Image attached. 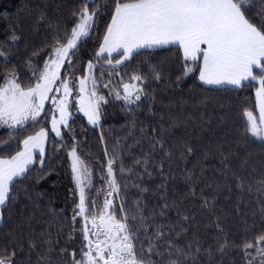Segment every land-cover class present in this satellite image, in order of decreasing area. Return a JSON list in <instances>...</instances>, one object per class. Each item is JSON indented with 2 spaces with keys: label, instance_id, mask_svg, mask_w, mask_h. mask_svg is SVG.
<instances>
[{
  "label": "trees",
  "instance_id": "obj_1",
  "mask_svg": "<svg viewBox=\"0 0 264 264\" xmlns=\"http://www.w3.org/2000/svg\"><path fill=\"white\" fill-rule=\"evenodd\" d=\"M83 4L84 0H0V52L5 54L0 57V86L12 71L22 86L34 85L29 62L43 68L57 38L66 42L65 32L70 35L77 20L74 13ZM90 4L100 8L94 30L78 43L75 68L65 71V66L62 72L75 82L86 74L90 61L94 64L98 94L107 100L100 126H89L83 116L71 112L70 127L62 128L56 138L48 123L50 103L39 124L30 121L15 129L0 124V158L15 155L22 141L41 127L48 133L43 163L37 156L27 178L18 179L16 199L3 212L0 256L14 251L16 264H73V253L81 258L83 220L73 221L79 195L68 157L76 145L78 155L94 170L93 198L107 188L101 179L107 159L116 158L113 167L124 207L129 223L140 229L144 248L161 229L165 235L154 243L163 247L168 240L182 247L192 242L195 251V242H200L194 264H260L259 256L252 259L255 248L247 257L242 248L245 241L255 243L264 234V194L257 191L264 186V148L247 132L243 115L246 109L257 114L258 84L250 82L241 89L205 85L198 80L197 67L185 76L178 46L138 50L114 69L103 58L96 59L112 0ZM117 70L121 75L114 74ZM133 75L144 77L140 101L125 105L114 93L109 95L113 88L122 93L121 80L131 82ZM104 198L101 192L97 205L102 206ZM205 200L210 207H203ZM114 206L118 211L120 201ZM224 241L228 246L220 252Z\"/></svg>",
  "mask_w": 264,
  "mask_h": 264
},
{
  "label": "snow or ice",
  "instance_id": "obj_2",
  "mask_svg": "<svg viewBox=\"0 0 264 264\" xmlns=\"http://www.w3.org/2000/svg\"><path fill=\"white\" fill-rule=\"evenodd\" d=\"M254 8L255 13L252 12ZM99 14V7L93 8L89 0H84L80 11L74 13L77 20L70 35L65 32L66 42L57 38L43 68H33L32 62H29L35 77L34 85L22 86L14 71L5 76V83L0 86V124L10 129L23 127L29 121L39 124L42 114L47 115L45 103L51 101V130L61 137L62 127H70L69 97L77 90L71 77L62 78L61 69L65 66V71L75 68L73 57L78 42L94 30ZM167 45L178 46L185 65V76L194 67L198 68L202 84L227 85L234 89L247 87L250 82L259 85L255 90L258 117L247 109L243 115L247 132L264 148V0H112L110 21L96 59L103 58L109 66L118 69L140 49ZM114 53L118 54V59L113 57ZM4 55L0 52V57ZM93 68L94 64L90 61L86 74L78 78L76 105L90 125L99 127L102 104L107 100L98 94L99 81L92 74ZM114 74L121 75L118 70ZM112 75L113 72H109V77ZM156 79H160L159 74ZM143 83L144 77L133 75L131 82L121 80L122 93L113 88L109 95L114 93L115 98L123 100L125 105L136 104L144 95ZM108 86L104 84L105 88ZM47 138V131L41 127L22 141L21 150L10 159H0V220L4 219V210L16 199L14 189L18 179L27 178L35 150H39L43 163L44 141ZM105 156L108 157L107 152ZM68 157L79 195L78 211L74 210L73 221L77 217L83 220L85 241L81 258L76 259L75 253L72 254L73 264H194L201 251L198 240L195 251L192 242L182 247L168 240L167 246L163 247L154 243L165 235L157 229L154 237L148 238L147 248L143 247L138 236L140 229L129 223V214L124 207L121 185L113 167L115 157L107 159L106 175L101 176L107 188L97 191L95 198L91 195L94 170L78 155L76 145L72 146ZM237 187L242 189L243 185L238 183ZM257 191L264 194V186ZM101 192L105 198L103 205L99 206L96 199ZM115 201H120L118 211ZM203 207H210L208 200ZM261 211L264 213V209ZM161 215H164L163 209ZM131 219L135 221V215ZM183 219L187 221L188 217ZM144 231L147 232V226H144ZM137 244H141L140 251H137ZM227 246V241L219 243L218 251L223 252ZM29 247H34V244L30 242ZM242 248L246 257L250 254L248 250L255 248L256 256L252 259L259 256L260 264H264V234L258 236L255 243L245 241ZM14 257V251L0 256V264H16Z\"/></svg>",
  "mask_w": 264,
  "mask_h": 264
},
{
  "label": "rangeland",
  "instance_id": "obj_3",
  "mask_svg": "<svg viewBox=\"0 0 264 264\" xmlns=\"http://www.w3.org/2000/svg\"><path fill=\"white\" fill-rule=\"evenodd\" d=\"M93 0H89V2H92ZM83 39V38H82ZM81 39V40H82ZM80 42V41H79ZM78 42V43H79ZM63 68L61 69V75H62V78H69L68 76H65V75H63ZM78 78H80V77H77V80L74 82L73 81V84L75 85V87H76V91H74L73 92V96L72 97H69V101H70V115H71V112H75L76 114H79V115H81V116H83L84 118H85V120H86V122H87V124L89 125V126H93V125H90L89 123H88V120H87V117H85L84 116V114L83 113H81L80 111H79V109H78V107H77V105H76V97L79 95V92H78V87H79V79ZM59 83V82H58ZM225 86H227V85H225ZM258 87H259V85H258ZM48 103H50L51 104V114H50V119H49V121H48V123H49V128H50V131H51V133H52V135L54 136V137H56V138H60V137H57L56 135H55V133L54 132H52V130H51V118H52V108H53V106H52V103H51V101H47L46 103H45V109H46V105L48 104ZM71 109L73 110V111H71ZM43 115V114H42ZM255 115H257V117H258V113L257 114H255ZM57 118H58V114H57ZM30 122V121H29ZM28 123V122H27ZM19 127V126H18ZM63 128V127H62ZM61 131H62V129H61ZM61 134H62V132H61ZM36 152H38L37 150H36ZM71 164V163H70Z\"/></svg>",
  "mask_w": 264,
  "mask_h": 264
},
{
  "label": "crops",
  "instance_id": "obj_4",
  "mask_svg": "<svg viewBox=\"0 0 264 264\" xmlns=\"http://www.w3.org/2000/svg\"><path fill=\"white\" fill-rule=\"evenodd\" d=\"M102 42H103V40H102ZM101 42V43H102ZM167 46H176V45H167ZM161 47H166V46H161ZM161 47H156V48H161ZM143 49H153V48H143ZM99 50V49H98ZM140 50H142V49H140ZM118 57L119 58V56H118V54H116V53H114L113 54V57ZM198 77H199V71H198ZM198 80H199V78H198ZM209 86H213V85H209ZM258 113V112H257ZM47 140V139H46ZM46 140L44 141V149H45V146H46ZM38 152H36V150L34 151V162H33V164L35 163V161H36V157L37 156H40V154H39V150H37ZM11 158V157H10ZM10 158H0V159H10ZM33 164H31L30 166H32ZM29 166V167H30ZM0 222H1V220H0Z\"/></svg>",
  "mask_w": 264,
  "mask_h": 264
}]
</instances>
